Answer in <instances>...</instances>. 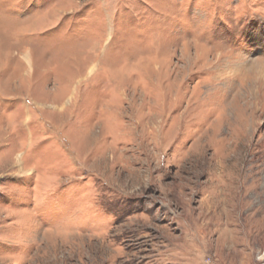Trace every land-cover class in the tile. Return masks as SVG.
<instances>
[{
  "label": "rangeland",
  "instance_id": "1",
  "mask_svg": "<svg viewBox=\"0 0 264 264\" xmlns=\"http://www.w3.org/2000/svg\"><path fill=\"white\" fill-rule=\"evenodd\" d=\"M0 264H264V0H0Z\"/></svg>",
  "mask_w": 264,
  "mask_h": 264
}]
</instances>
